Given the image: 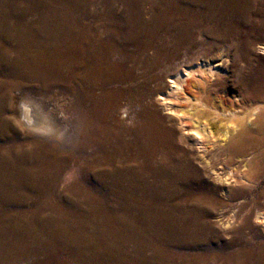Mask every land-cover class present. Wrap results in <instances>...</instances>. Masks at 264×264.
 Segmentation results:
<instances>
[{"label": "bare ground", "instance_id": "bare-ground-1", "mask_svg": "<svg viewBox=\"0 0 264 264\" xmlns=\"http://www.w3.org/2000/svg\"><path fill=\"white\" fill-rule=\"evenodd\" d=\"M253 32L264 54V0H0V234L24 248L8 257L51 264L34 246L52 245L57 264H264V185L224 166L241 189L229 195L221 164L190 154L256 145L264 67L235 117L221 70L201 61L238 39L249 63ZM36 215L39 234H14Z\"/></svg>", "mask_w": 264, "mask_h": 264}, {"label": "rangeland", "instance_id": "rangeland-1", "mask_svg": "<svg viewBox=\"0 0 264 264\" xmlns=\"http://www.w3.org/2000/svg\"><path fill=\"white\" fill-rule=\"evenodd\" d=\"M118 4H120V2H117V5ZM86 7H87V10L89 11V14H90V10H92L94 7L91 4L87 5ZM101 7L102 6L100 5L99 8H101ZM89 14L85 18H89ZM250 37H252L254 44H253V47L251 48V50L248 54L247 62H249V63H246V61L244 60V56H243L244 48L238 39L235 40V43H236L235 47L236 48L235 47L228 48L229 46H231L230 44L224 45L223 48L226 50H229V51H225L222 48V50H224V55H220L221 50L218 49L212 53L205 54L204 57L203 56L201 57V61H206L210 64H213L221 70V72H222L221 74L223 76L224 81L225 80L227 81V83H225V84L227 86H230V90H226V91H230L229 96H228L229 98L227 101L229 102V105H231V106L233 105V107H236V109L233 111V113H236L235 117H244V116H247L249 114V111H250L249 105L251 104V102L248 100L249 99V88L248 87L250 84H254L253 82H257V78L255 77L256 71L259 70V68L261 69L264 67V54H261V51L259 50L260 44H258V43H260L261 38H259V35L255 32H253L250 35ZM130 49L133 50L132 47H130ZM195 56L196 55H194L193 57H195ZM243 76H245V77H243ZM165 80H168V79H165ZM150 84H151L152 88L154 89L155 83H150ZM106 88L109 91L114 89V87H112V86H109ZM156 98H158V95L156 96ZM240 99H242V101H240ZM122 102L124 104V100H122ZM158 110H159L158 111L159 112L158 118L159 117L162 119L165 118V122L167 124H169L170 126L175 128L176 133H177L176 136L178 137L180 134L179 127H177L174 123H169V121L167 120L165 115L162 114V112H161L162 110L160 107H158ZM120 111H122V110H120ZM120 111H118V113H117L119 117H121ZM129 119L127 118L125 120L123 118V120H125V124L127 127H133V126H135V124H137V120L131 119L132 121H130ZM250 119H251V122L248 123V125H247L248 128L246 129V131L251 134V137L257 143H256V145L251 146L248 149H246L241 157H239L240 155H236L235 153H233L231 150H221V151H216L215 153H208L206 150H203L202 148H200L199 151L194 148L193 150L191 149V151H190L191 159L197 165L202 163V161L207 162V163L210 162V164L212 166H217L220 164L222 165V166L220 165V166L216 167L217 173L222 176V180L220 182H218L217 187L220 186L219 188H222V189L224 188V186H225V188L227 187L228 189L226 188V190L228 191V194L229 195L232 194L233 196L235 194L236 195L240 194L241 189H240L239 185L236 184L232 179H229L227 176H225L226 170L223 169L224 166L228 167V168L240 169L241 166H243L244 164H247L249 176L253 179V181L257 182L259 187L264 185V115H262V116H256L255 115V116L251 117ZM128 120L130 122H128ZM226 121H227V118L226 119L222 118V120L220 122L225 123ZM132 123H133V125H132ZM229 124H231L232 126L234 124L233 127H236V122L235 123L234 122L229 123ZM221 128L223 129L224 125H222ZM241 130H242L241 127H237V130L233 133L231 131V133H232V135L236 136V135L240 134ZM189 134H191V133H189ZM32 135L38 136V137H41V136L44 137V134H40V133L37 134V132H33ZM127 138H129V137H127ZM208 171H209L208 169H205V174L208 175V177H210L211 172H208ZM221 194H222V191L219 190L218 196L220 197ZM239 200L240 199H237L235 202H237ZM66 216H67V214H66ZM47 217H53L54 219L57 218L60 221H63V223H61L60 226L59 225L56 227L53 226L51 228V227H49L51 225H48V227L50 229L54 228L55 231H57V230L61 231L62 230L68 235H72V232L77 230V229H74L75 226H73L75 221H73V220L69 221V219H70L69 216H68L69 219L68 218H62V217L57 216V215L53 216L50 214H48ZM35 218L33 220L29 221L31 223L29 225H25L23 227L22 226L13 227L14 232H16L14 234L17 236L18 233H20L22 230L31 231L32 233L36 232L39 234L40 229H39L38 224H37V221H38L37 215ZM215 223L217 224L218 227L223 229L224 225H223L222 221H219V219H216ZM44 229H47V227ZM0 230H2V229H0ZM11 230H12V228H11ZM0 237H1L0 238V251L3 253V250H6L5 255L7 256V259H5V261L8 264H13V263L19 264L20 258L16 257L14 259H11L10 257H8L9 256V248L15 246V248L24 249L23 245L20 246L19 244H17V241H16L17 238H10L8 233L5 234L4 232H2L0 234ZM43 239H44V241L46 240L45 238H43ZM70 239H74V238L70 237ZM1 244H3V245H1ZM9 244H11V246ZM63 244H64V246H63ZM58 245H59V247L63 246L64 248L65 247L67 248L69 245L70 246L75 245L76 247H78L81 244H79V242H77L76 244L69 243V245L65 244V243H59L56 246H58ZM8 246H10V247H8ZM51 246L52 245H49V248L46 250H41V248L39 246H36V245L34 246V248L37 249L36 251L38 253L40 252L39 255L42 254V256H41V260H42L41 262L42 263L49 260L51 262V264H57L56 259H53L51 256H49L51 254V250H50ZM41 251H42V253H41ZM46 254H48L49 257H47ZM59 258L62 259V256H59ZM90 258L96 260L94 258V255H91V257H89V259H87V260H89L88 264L93 263L92 259H90ZM35 259H36V257H32L28 261L33 262ZM100 260H102L103 262L105 261L104 263H107L106 262L107 258L105 256H103V257L100 256L99 259L97 258V260L95 262H98ZM109 262L110 261L108 259V263ZM73 264H77V263L74 262Z\"/></svg>", "mask_w": 264, "mask_h": 264}]
</instances>
